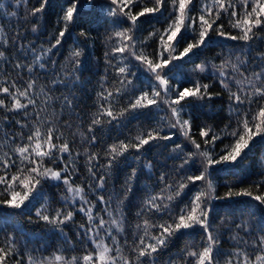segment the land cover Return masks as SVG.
Listing matches in <instances>:
<instances>
[{
  "label": "snow or ice",
  "instance_id": "1",
  "mask_svg": "<svg viewBox=\"0 0 264 264\" xmlns=\"http://www.w3.org/2000/svg\"><path fill=\"white\" fill-rule=\"evenodd\" d=\"M15 3L20 5L21 0H15ZM85 5L93 10L98 6L103 8L96 0H66L55 21L59 25L55 43L42 49L33 64L16 63L13 66L26 68L29 73H34L37 66L45 68V63L41 62L43 56L60 46L70 30L81 26L84 14L81 9ZM108 5L105 19L111 18L110 23L116 30L106 37L107 42L115 43L110 52H105V57H111L106 63L113 69L119 86L96 93L95 104L98 107L87 126L88 134L80 131L77 125L76 131L70 135H79L81 143L95 144L97 126L103 130L105 123L113 125L115 122L118 127L126 126L132 120H157L154 127L107 145L103 153L107 159L102 167L111 170L121 157L127 158L126 154L134 151L139 155L142 150L151 152L153 148L161 147L157 142L163 141L165 148L169 142L175 145L171 151L177 155L172 158H182L177 167L178 174L193 168L198 174L173 180L169 174L160 173L159 191L154 192L146 186L147 194L135 213L140 222L131 226L135 233L133 243L129 245L124 238L122 244L121 236L126 231L127 219L125 202L132 194L136 169H132L125 180L122 198L116 194L115 197L110 195L108 200L102 195L97 197V202L89 200L88 193L105 189L106 175L110 172L97 177L93 162L100 159V154L90 152L88 148L83 153H74L69 139L61 130V126L73 127L67 119H60L64 116V106L70 110L69 115L75 114L72 99L63 97L64 105L60 112L54 108L49 112L53 97L44 86L35 91L36 80H29L23 88L18 87L15 81L9 86L0 82V94L4 97L0 98V109L21 116V120L13 121L21 131L11 137L14 145L9 150L11 155L0 152V206L20 213L35 208V220L29 217L28 222L43 223L64 242L63 247L57 246L54 250L47 245L28 249V241H18L15 234L0 235V264H159L176 240L191 237L194 233L202 234L200 243H185L174 255L170 254L164 264H264V235H257L251 242L245 240L239 233L251 235L248 222L241 219L236 223L221 218L215 211L219 205L213 203L233 201L243 206L241 211L258 210L261 213L260 231L264 232V172L258 181L247 187L242 186L244 181L233 185L218 184L213 179L221 172L235 174L236 169L243 170V162L249 154L258 146H264V52L251 56L255 42L264 43V0H199L198 10L194 0H108ZM48 6V0H39V6L29 10L30 15L38 18ZM3 10V5H0V11ZM165 12L167 20L163 29L153 25L147 36L137 35L141 31L140 25L150 22L148 18H156L157 14L163 16ZM7 15L16 16L17 13ZM223 18L227 19L229 30H225ZM31 31L36 32L37 26L33 25ZM80 34L88 36L86 31ZM214 37L242 41L244 47L230 49L227 54L217 53L219 63L208 59L195 63L193 57L203 55L210 43H218ZM153 40L156 46L149 52L147 49L151 44L148 42ZM8 44L7 33L0 26V46ZM20 47L22 49L23 45ZM29 50L33 49L30 47ZM236 51L242 55H236ZM84 56L83 49L73 48L67 63L81 72L89 71L86 66L81 67ZM0 61H7L6 50H0ZM189 63L194 66L185 69L184 65ZM133 69L147 77L146 88H137L133 83V78H138ZM179 73H184V77H179ZM202 74H207L208 79L214 78L213 83H204L196 78ZM105 80L107 75L101 78V87ZM63 83L62 80L52 81L54 86ZM75 83L81 82L76 80ZM213 84L227 92L229 123L220 131L211 125H197L200 137V142H197V134L192 131L193 114L189 109L202 110L204 102L214 97L223 99L220 92L211 91ZM125 97L127 103L121 104ZM161 112L165 114L160 116ZM4 119L8 120V115ZM195 119L199 120V116ZM165 128L169 130L167 134ZM24 129H28L27 133ZM178 136L183 137L187 144L176 143ZM17 139L21 143H15ZM225 140L229 142L224 143ZM217 142L223 143V148L218 149ZM188 145L193 150L185 152ZM81 155L85 157L86 170L95 183V188L88 184L87 191L83 183L76 184L72 179L79 172L77 159ZM143 167L150 171L152 165L149 162ZM49 181L64 185L66 195H61L60 201L71 202L72 208L60 207L49 211V200L44 190ZM190 185L197 190L192 192ZM218 187L226 191L218 194ZM245 197L248 199L244 200ZM97 203L102 208L97 209ZM36 204L41 206L35 207ZM77 213L84 214V223L76 224ZM101 213L109 219L106 220ZM4 215L10 214L0 212V216ZM217 221L220 227L226 223L234 225L236 234L230 240L235 246L229 251L221 247ZM7 227L27 235L12 220L0 223V233ZM65 228L76 229L73 233L78 237L75 244ZM101 230L103 236L100 235ZM77 245L81 248L80 254H72L76 252ZM249 247L252 252L247 250Z\"/></svg>",
  "mask_w": 264,
  "mask_h": 264
},
{
  "label": "trees",
  "instance_id": "2",
  "mask_svg": "<svg viewBox=\"0 0 264 264\" xmlns=\"http://www.w3.org/2000/svg\"><path fill=\"white\" fill-rule=\"evenodd\" d=\"M83 2V0H82ZM98 5H103V8L96 7L94 10L85 5L81 11L84 13L82 15L81 26L75 27L74 30H70L69 34H66L64 41L57 48H53L51 53H47L43 56L42 61L45 63V68L41 69L38 66L35 67L34 73H29L26 68L17 69L13 65L20 63L22 65H31L34 63V58L40 55L42 49L48 48L51 44L55 43V36L59 29V25L55 23L56 19L59 17L62 7L65 5L66 0H48L49 6L45 8L44 12L40 13L37 17L30 15L29 10L33 6H39V0H29L25 3L21 0L20 5H16L15 0H0V5H3V11H0V26H3L5 32L7 33V38L9 44L7 46H0V50H6L7 61H0V82H3L4 86H9L11 82L15 81L18 87L23 88L29 80H36L35 91H38L41 86L45 87V90L53 97L51 102V107L49 112L54 108L57 113L60 112L61 106L64 105L63 97L67 96L73 101L74 113L69 115V109L64 106V116L60 117L61 120L67 119L72 123V129L61 126V130L64 132L65 137L69 139L70 146L73 152L83 153L85 148H88L90 152H95L100 154V159L94 161V171L97 177L101 174L109 173L106 175L105 189H99L95 192L88 193L87 198L93 202H97L98 196H104L105 200L109 199V196L115 197L116 194H120L122 198L121 189L126 187L125 180L132 169H136V179L132 182V194L129 196L128 201L125 202L124 212L127 217L125 221L126 231L121 236V243L123 244L124 238H127L128 244L133 243L134 229L131 227L136 223H139V219L135 216L138 210L139 204L145 198L148 189L146 186H150L152 191H159L158 176L160 173H167L173 180L179 179L184 175L198 174L193 168L191 171L184 172L180 171L177 173V167L182 163L181 159H174L177 153H173L171 149L175 146L169 142L167 148L162 145L165 143L163 141L157 142L161 147H155L151 152H145L142 150L141 154H137L134 151L126 154V157H121L117 164L113 166L111 170L102 167L106 163V157L104 156V151L107 145L116 142L118 139L124 140L135 136L140 130H147L154 127L157 120H132L127 123L126 126L120 125L115 126L108 125L105 123L102 126H97L95 129V135L97 137L95 144H89L87 141L81 143V137L76 135L73 137L70 135L72 131H76L77 125H79V130L88 134L87 126L91 121L92 113L97 111L98 105L95 104L96 93L104 89L113 90L118 87L116 83V77L114 75L113 69L108 66L106 60L111 58L105 57V52H110L111 47L115 43L107 42L106 37L111 34L112 31L116 30V27L110 23L111 18L105 19L106 11L108 8V0H96ZM196 4V9H199V0H194ZM151 6V5H148ZM16 12V16L7 15V13ZM194 14H198L194 13ZM142 20L145 18H141ZM149 23H144L140 25L141 31L137 35L143 37L147 36L148 30L154 25L155 28L163 29L166 26L167 12L163 16L157 14L156 18H148ZM225 24V30L228 29L227 19L223 18ZM33 25L37 26V31L32 32L31 29ZM128 25H125L127 27ZM81 31H86L88 33L87 37L81 36ZM233 34H236L234 30ZM214 40L218 43H210L209 48L204 51V54L200 57H193L195 63H201L202 61L208 59L219 63L217 59V53L224 52L227 54L230 49H239L244 47V42L242 41H231L223 39L220 37H214ZM151 48L147 51L151 52L155 49V41H149ZM20 45H23L21 49ZM33 50H29V48ZM73 48L83 49L85 56L81 58V67L86 66L89 71L81 72L79 69H74L70 64L67 63V57L70 50ZM259 52H264V43L260 41L255 42V46L251 50V56L256 55ZM236 55H242L240 51H236ZM249 56V59H251ZM55 62V63H52ZM113 64L115 60L113 59ZM255 63V61H253ZM194 65L192 63L185 64V69H191ZM251 67V66H250ZM136 72L138 78H133V83L137 88L147 87V77L141 75V73L133 69ZM248 71V69H245ZM107 75V80L104 81L103 87H101V78ZM180 75V73L178 74ZM184 73L181 78L184 77ZM207 74H202L197 76V79H201L204 83H213V79L206 78ZM53 80H62L63 84L53 85ZM79 80L81 83H75ZM143 81V83H141ZM184 86H187L186 84ZM235 90V89H234ZM211 91L220 92L221 97H214L211 101H206L205 107L201 109L192 110L193 114V133L197 134V142H200V137L198 135L199 128L205 125H211L217 131L223 129L225 124L229 123V111L227 104V92L223 91L218 84H213ZM0 98H4L0 94ZM60 98V99H56ZM127 103V97L121 100V104ZM39 104V100H38ZM31 113V106L29 108ZM78 114V115H77ZM165 113L161 112L160 116ZM5 115H8L9 119L5 120ZM34 118V113L32 114ZM199 116V120L195 119ZM21 120L20 115L6 113L5 110L0 109V152L9 153L11 147H13V142L11 137L14 133H19L21 128L19 125L13 123V121ZM27 133L28 129H24ZM168 129L165 128V134L168 133ZM90 135V134H89ZM7 140V143L5 142ZM176 143L186 145L187 141L178 136L175 138ZM225 140L224 143H228ZM15 143H21L19 139ZM218 149L223 148V143L217 142ZM203 146V145H202ZM191 145L185 147L184 151H192ZM65 160H68L67 154H65ZM151 163L152 168L149 171L144 168L143 165L146 163ZM77 167L79 172L73 175L72 179L76 184H84L87 191V185L92 184L95 188V183L90 179V173L86 170L85 157L81 155L77 159ZM187 167V166H186ZM264 172V146H258L249 157L243 162V170L236 169L235 174H230L228 172H221L218 175L213 176V179L218 184H238L241 181L245 183L242 186L247 187L249 184H253L261 178V173ZM192 192H195L196 187L189 186ZM44 190L47 193L49 200V211L56 208L67 207L72 208L71 202L65 203L60 201L61 195H66L64 191V185L60 182L49 181L44 185ZM218 194H222L226 189L218 187ZM247 200L248 198H243ZM43 203V201H41ZM213 203L219 205L216 208V214L221 218L235 221L239 223L241 219L248 222L249 228L252 230L251 235H245L240 232L239 235L243 236L245 240L249 242L255 240L257 235H264V232L260 231V217L261 213L255 209H245L241 211L242 205H236L233 201H214ZM254 203V202H253ZM40 204H36L35 207H40ZM78 207V204L76 205ZM113 207L115 205L113 204ZM102 208V205L97 203V209ZM0 212L10 214L0 216V223H6L8 220H12L17 225H20L27 235H21V233L16 232L12 227H7L3 233L0 235L6 236L8 233H13L16 235L18 241H28V249L39 248L41 245H47L52 250L57 246H64L63 240L58 234L53 233L50 229L41 223L39 225L29 223V217L35 220V208H32L30 212L20 213L18 210L7 209L0 206ZM104 214V213H101ZM95 215V212H94ZM106 220L109 217L104 214ZM86 217L83 213H77L75 222L76 224L84 223ZM217 227L220 228L221 236L220 242L221 247L225 251L231 250L235 245L234 242L230 240V237L236 234L234 225L231 223H226L223 227H220L219 221H217ZM233 228V231H228L227 229ZM76 231L75 228H65V232L71 238L72 242L75 244L78 237L73 233ZM101 233L104 235L103 230ZM100 233V234H101ZM215 234V233H214ZM102 235V236H103ZM202 234L194 233L191 237H183L182 239L176 240L171 246L168 252H166L159 264H164V261L168 259V256L174 255L179 251L185 243H200V237ZM43 237V239H39ZM90 248L91 245L89 244ZM23 248V244H21ZM252 252L249 247L247 249ZM128 249L125 246V252ZM81 248L77 245L76 252L72 254H80ZM23 254V253H21ZM45 255L47 252L44 253Z\"/></svg>",
  "mask_w": 264,
  "mask_h": 264
},
{
  "label": "rangeland",
  "instance_id": "3",
  "mask_svg": "<svg viewBox=\"0 0 264 264\" xmlns=\"http://www.w3.org/2000/svg\"><path fill=\"white\" fill-rule=\"evenodd\" d=\"M182 75H183V73H180L179 77L182 76ZM234 89H235V88H233V90H234ZM100 235L102 236L103 234L101 233Z\"/></svg>",
  "mask_w": 264,
  "mask_h": 264
}]
</instances>
